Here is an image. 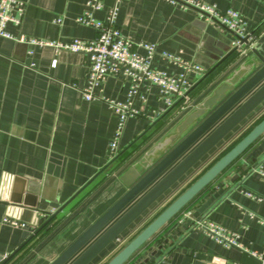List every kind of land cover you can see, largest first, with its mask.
Segmentation results:
<instances>
[{"label": "crops", "instance_id": "obj_1", "mask_svg": "<svg viewBox=\"0 0 264 264\" xmlns=\"http://www.w3.org/2000/svg\"><path fill=\"white\" fill-rule=\"evenodd\" d=\"M19 1L24 4L21 24L18 28L8 26V31L14 36L21 34L43 40L67 41L91 40L96 35L93 28L76 22L88 0ZM115 1L102 0L103 6L94 12V18L104 20ZM202 1L215 5L221 11H237L246 21L250 32L260 26L254 35V44L264 40V0ZM115 26L132 42L155 44L157 53L178 56L183 61L200 66L205 73L235 45V38L228 30L200 19L192 9H183L166 0H120ZM229 61V64L226 63L214 72L202 86L194 89L182 104L174 107L162 119L160 127L116 168L101 177L61 219L49 223L6 264H49L63 252L126 192L119 179L121 174L226 74L236 68L240 58L233 56ZM154 66L173 74L182 71L159 56L155 57ZM87 72L86 58L81 53L62 51L55 54L48 47H31L0 38L2 257L11 254L47 219L46 215L36 212L37 223L35 226L31 225L29 214H24L22 208L12 207L18 220L26 227L15 228L2 222L10 206L4 198L10 193L12 178L18 177L34 186L39 198L63 204L108 163L107 145L113 135L116 120L109 106L102 100L85 101L82 98L80 91L86 85ZM190 76L193 79V75ZM129 83L127 78L108 77L101 88V96L123 102ZM96 93L99 94L97 91ZM134 106L148 114L151 110L160 108L157 91L150 88L146 93L145 103L136 101ZM263 112L264 102L211 152L230 137L234 138L245 128L247 130L254 126L264 116L261 115ZM259 116L261 117L258 118ZM152 122L146 118L129 119L120 140V151ZM260 164L264 165V134L226 173L196 198L186 211L192 219L217 224L233 234L240 249L219 244L200 231L189 232V219L181 226H176L175 223L164 239L154 247L142 251L136 264H264L252 256L254 253L264 260V225L259 223L260 219L264 220V181L259 175L252 173V169ZM194 168L127 230L148 215L154 207L165 202L182 182L185 183ZM246 192L259 200L246 196ZM13 211L10 213H14ZM110 248L111 246L106 251ZM146 258L149 260L143 263Z\"/></svg>", "mask_w": 264, "mask_h": 264}, {"label": "water", "instance_id": "obj_2", "mask_svg": "<svg viewBox=\"0 0 264 264\" xmlns=\"http://www.w3.org/2000/svg\"><path fill=\"white\" fill-rule=\"evenodd\" d=\"M259 27L251 32L253 40ZM231 34L235 40H238V44L236 43L182 98L154 120L65 203L59 204L58 201L39 198L34 186L18 177L12 178L10 193L4 198L10 205L6 215L18 219L19 217L12 208L17 207V209L22 208L24 214L30 215L31 225L35 226L37 223L36 212L46 215L47 219L11 254L6 257L0 256V264L9 262L28 241L62 213L96 177L153 129L202 82L226 63L229 64L233 56L240 58L237 67L226 74L166 134L121 174L119 179L125 186L126 192L49 264L96 263L100 255L112 246L142 214L261 105L264 102V40L255 45L254 42L249 43L247 37L240 39L233 33ZM263 134L264 117L104 264H126L144 244L164 228L194 197L220 176ZM148 260L149 258H146L143 263Z\"/></svg>", "mask_w": 264, "mask_h": 264}, {"label": "built area", "instance_id": "obj_3", "mask_svg": "<svg viewBox=\"0 0 264 264\" xmlns=\"http://www.w3.org/2000/svg\"><path fill=\"white\" fill-rule=\"evenodd\" d=\"M119 1H115L104 20H98L93 15L95 11L102 8V0H88L85 3L84 11L81 16L76 18V22L95 30L96 35L91 40L53 41L25 37L21 34L17 36L11 34L8 31V26L16 28L20 26L24 4L19 0H0V38L25 43L31 47H48L55 54L65 51L81 53L85 56L88 72L86 85L80 91L82 98L85 101L102 100L109 106L116 120L113 135L107 145L108 162L120 152V140L129 119L146 118L149 122L156 120L171 108L177 100L182 98L205 73V70L200 66L183 61L178 56L165 52L157 53L155 44L134 43L123 36L115 26ZM166 2L179 5L183 9H192L200 19L217 24L240 39L247 37L249 43L253 42V35L248 29L246 21L233 9L221 11L215 5L202 0H166ZM236 43L238 44V40H235ZM28 54H31V51H28ZM156 56L178 66L182 71L173 74L156 68L154 66ZM54 64L55 61L52 65ZM190 75H193V79ZM108 77H120L130 80L123 102L108 100L101 96V88ZM150 88L157 91V100L161 107L151 110V114H148V112L137 109L134 104L136 101L144 104L146 93ZM252 173L259 175L264 181V165L256 166L252 169ZM245 195L256 198L249 192H246ZM189 219L191 220L189 232L197 230L219 244L240 249L233 234L217 224L203 219H192L189 212H183L178 217L175 222L176 226H181ZM2 222L15 228L26 227L23 222L8 215L3 218ZM259 223L264 225V220L260 219ZM252 256L264 263V260L256 254L252 253Z\"/></svg>", "mask_w": 264, "mask_h": 264}, {"label": "rangeland", "instance_id": "obj_4", "mask_svg": "<svg viewBox=\"0 0 264 264\" xmlns=\"http://www.w3.org/2000/svg\"><path fill=\"white\" fill-rule=\"evenodd\" d=\"M261 115H264V112ZM260 117L261 116H259L258 118H260ZM245 130H246V128L242 132H240L238 135H236L234 138L233 137L232 138L230 137V139L227 142H225L223 145H220L218 147V149L214 150L213 152H210L208 154V156L197 167H195L194 170L191 171V173L188 175L187 179L185 180V183L182 182V184L179 186V188L175 192H173L171 195H169V197L166 199L165 202H163L158 207L157 206L154 207L148 215H146L143 219H141L138 223H136L131 229H129L126 232H124V234H122L121 237L117 241H115L113 243V245L111 246V248L108 251H106V253L104 252L102 255H100V257L97 259L96 263H94V264H103V263H105V261H107L114 254V252L117 249H119V247L123 246L136 232H138L142 227H144L145 224L151 219V217H153L155 215V213H157V211H159V209H161L162 207H164L167 204V202L181 188H183L184 186L187 185V183H189L190 181H192L197 175H199V173H201L205 169V167H207L209 164H211L212 161H214L228 147H230L234 143V141H236V139L238 138V136L241 135ZM228 170L229 169L225 170L220 176H222ZM177 219L174 220V222L171 223L167 228H165L163 230V232H161L157 237H155L156 238L155 241L150 246L146 247L142 251L147 250L149 247H154L157 243H159L160 240L164 239L166 237L167 232L175 224V222L177 221ZM142 251L140 252V254L142 253ZM139 255L138 256H135L134 259L129 264H136L137 260L139 259Z\"/></svg>", "mask_w": 264, "mask_h": 264}, {"label": "trees", "instance_id": "obj_5", "mask_svg": "<svg viewBox=\"0 0 264 264\" xmlns=\"http://www.w3.org/2000/svg\"><path fill=\"white\" fill-rule=\"evenodd\" d=\"M209 79V78H208ZM207 79V80H208ZM207 80H205L204 82H202L197 88H199L200 86H202ZM180 104H182V102H180L177 106H179ZM264 117V116H263ZM262 117V118H263ZM262 118H260V120L262 119ZM260 120H258V122L260 121ZM258 122H256V123H258ZM162 125V120L160 121V122H158L157 124H156V126L153 128V129H151L144 137H142L140 140H138L135 144H133L124 154H122L107 170H105L104 172H102L100 175H99V177L96 179V180H94V182L93 183H91V185H89L86 189H84L75 199H73L70 203H69V205L64 209V211L62 212V213H60V214H58L57 215V217L55 218V219H53L51 222H53V221H55V220H59V219H61V217L63 216V214L67 211V210H69L71 207H73L82 197H83V195L101 178V177H103L105 174H107V173H109L112 169H114V168H116L122 161H123V159H125L134 149H136L137 147H138V145H140L143 141H145V139H147V137H149L158 127H160ZM253 126H251V127H249L236 141H234V143L230 146V147H228L221 155H223L225 152H227L233 145H235L251 128H252ZM249 149V148H248ZM246 152V151H245ZM244 152V153H245ZM243 153V154H244ZM242 154V155H243ZM221 155H219L214 161H216ZM241 155V156H242ZM240 156V157H241ZM239 157V158H240ZM238 158V159H239ZM237 159V160H238ZM237 160H235L228 168H230L232 165H234L235 163H236V161ZM214 161H212V163L214 162ZM211 163V164H212ZM211 164H209L207 167H205V169L201 172V173H199V175L200 174H202ZM227 168V169H228ZM226 169V170H227ZM198 175V176H199ZM198 176H196L191 182H193ZM219 177V176H218ZM217 177V178H218ZM216 178V179H217ZM215 179V180H216ZM214 180V181H215ZM213 181V182H214ZM190 182V183H191ZM212 182V183H213ZM211 183V184H212ZM211 184L210 185H208L206 188H204L196 197H194L193 199H192V201H190L174 218H172L171 219V221L164 227V228H162L157 234H156V236H154L151 240H149L146 244H144L142 247H141V249L136 253V254H134L130 259H129V261L126 263V264H129V263H131V261L134 259V257L135 256H138L139 254H140V252L143 250V249H145L146 247H148V246H150L154 241H155V237H157L161 232H163V230L165 229V228H167L171 223H173L174 222V220H176L183 212H186L188 209H189V207L194 203V201H195V199L196 198H198L202 193H204L205 192V190L209 187V186H211ZM189 185V184H188ZM184 190V189H183ZM182 190V191H183ZM176 197V196H175ZM174 197V198H175ZM173 198V199H174ZM172 199V200H173ZM172 200H170L164 207H162V209H160L153 217H151V219L146 223V224H148L161 210H163ZM50 222V223H51ZM145 224V225H146ZM143 228V227H142ZM141 228V229H142ZM140 229V230H141ZM43 230V229H42ZM41 230V231H42ZM40 231V232H41ZM39 232V233H40ZM38 233V234H39ZM137 233V232H136ZM135 233V234H136ZM37 234V235H38ZM134 234V235H135ZM37 235H35L34 237H36ZM133 235V236H134ZM132 236V237H133ZM33 237V238H34ZM131 237V238H132ZM33 238L30 240V241H28L26 244H28V243H30L32 240H33ZM130 238V239H131ZM25 244V245H26ZM24 245V246H25ZM23 246V247H24ZM120 248V247H119ZM21 250H23V248L21 249ZM20 250V251H21ZM118 250V249H117ZM116 250V251H117ZM115 251V252H116ZM114 252V253H115Z\"/></svg>", "mask_w": 264, "mask_h": 264}]
</instances>
